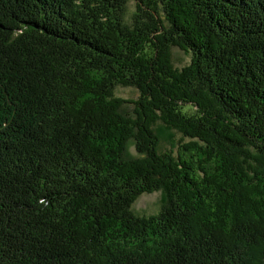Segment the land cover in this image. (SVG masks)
<instances>
[{"label": "trees", "instance_id": "16d2710c", "mask_svg": "<svg viewBox=\"0 0 264 264\" xmlns=\"http://www.w3.org/2000/svg\"><path fill=\"white\" fill-rule=\"evenodd\" d=\"M132 2L0 0V264H264V0Z\"/></svg>", "mask_w": 264, "mask_h": 264}, {"label": "rangeland", "instance_id": "374dc122", "mask_svg": "<svg viewBox=\"0 0 264 264\" xmlns=\"http://www.w3.org/2000/svg\"><path fill=\"white\" fill-rule=\"evenodd\" d=\"M135 10V6L134 3L132 2V0H128L127 3V13L125 15V23H129L130 22V17L132 15V13ZM173 57H174V64H182L183 60L186 58L182 52H179V50H173L172 52ZM133 90L130 89H119L118 94L120 96H124L127 98H131L135 95V93H132ZM133 109L134 106L132 105H124L121 109V111L128 116H133ZM178 141V139H177ZM163 148H168L170 147L169 145L163 144ZM132 154H135L134 152V148L132 146V144H130L127 147V157H130ZM160 194L159 193H153L151 195H143L141 196L137 202L134 205V210L136 212H138L139 214H147V213H153L157 210L159 204H160Z\"/></svg>", "mask_w": 264, "mask_h": 264}, {"label": "bare ground", "instance_id": "6f19581e", "mask_svg": "<svg viewBox=\"0 0 264 264\" xmlns=\"http://www.w3.org/2000/svg\"><path fill=\"white\" fill-rule=\"evenodd\" d=\"M68 2V1H67Z\"/></svg>", "mask_w": 264, "mask_h": 264}]
</instances>
